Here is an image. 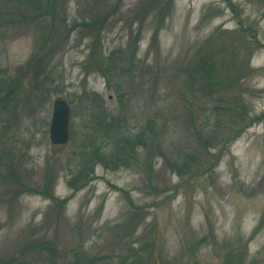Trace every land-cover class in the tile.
I'll use <instances>...</instances> for the list:
<instances>
[{
	"label": "rangeland",
	"instance_id": "374dc122",
	"mask_svg": "<svg viewBox=\"0 0 264 264\" xmlns=\"http://www.w3.org/2000/svg\"><path fill=\"white\" fill-rule=\"evenodd\" d=\"M232 1L235 10L227 0H66L60 11L65 13L66 34L75 22L105 20L95 54L106 58L119 48L135 50L138 68L123 80L129 98L122 109L115 84L108 86L99 69L88 71L98 26H79L50 58L43 77L44 86L58 84V92L46 95L44 88L33 89L27 75L23 96L38 94L34 101L19 105L16 99L14 119L0 106V131L9 130L11 164L18 165L20 177L35 189L10 200V186L0 180V261L19 255L30 236L46 234L62 250L84 246L100 257V264H128L138 256L140 264L147 259L148 264H226L232 252L245 250V264H264V46L252 53L248 43L255 37L264 45V0ZM19 11L10 1L0 0V25L28 13ZM239 21L257 29L256 34L244 31V44L234 41L241 32ZM0 30L4 31L0 79H13L18 69L27 66L37 32L27 20ZM234 42L240 44L235 51L248 67L240 77L239 91L234 94L227 84L213 89V96L199 88L191 92L189 69L194 68L199 48L208 53L211 47L223 45L230 51ZM227 51H221L225 63L217 70L219 79L229 82L239 68ZM194 82L201 84L196 78ZM84 91L99 93L110 116L118 111L130 115L131 130L137 131L151 115L159 116L167 125L166 156L182 162L194 154L202 168L197 170L194 164L179 173L167 167L155 149L150 157L142 150L132 167L114 170L96 165L88 185L73 189L68 184L71 170L77 169L83 139L92 133ZM58 96L72 108L67 144L50 139L53 100ZM213 107V124L221 118L223 128L243 123L244 130L225 146L207 150L196 135L202 117ZM238 111L246 120L237 117ZM46 177L49 192L56 199H68L62 212L51 208L54 199L40 191ZM260 222L261 229L249 241ZM33 250L24 256L30 263L48 258L43 252L33 259ZM240 258L234 260L241 263ZM58 262L64 264L61 257Z\"/></svg>",
	"mask_w": 264,
	"mask_h": 264
},
{
	"label": "trees",
	"instance_id": "16d2710c",
	"mask_svg": "<svg viewBox=\"0 0 264 264\" xmlns=\"http://www.w3.org/2000/svg\"><path fill=\"white\" fill-rule=\"evenodd\" d=\"M2 1H10L12 4H15L17 11H19L20 8H23L28 11V13L25 14L22 12L21 14L24 15H22L19 20H6L2 26L0 25V27H5L7 29L14 26L17 22H24L27 20L28 23L35 26L37 32L34 50L27 66H25L24 69H18L13 79H11L10 76L0 79V88H3L2 92L0 91L1 110L10 114L12 113L11 119H14L13 116L17 112L16 105L13 104L16 99H19V105H21L22 103H29V101H26L27 99H30L32 103L34 101V97L38 96V94L34 93L32 94L33 96H31V93H27L23 96V92L25 91V82L23 79L26 78L27 75H29L28 79L30 80L29 82L32 83L33 89L40 88L43 90L44 88L43 91H47L46 95H48V92L50 95L58 92L59 85L56 84L53 87L44 86L43 77L46 76L47 71L50 69V58L56 55V52L59 50V46L61 48L65 45L67 38L71 34L70 32L79 26L89 28L98 26L95 39L91 42L92 54L89 57L88 71L92 68L99 69L102 75L105 76L108 86L115 84V87L119 92L120 107L122 109L125 107L127 104L126 97H129L128 92L124 90L123 80L127 77V74H130V71L132 72L138 68L139 62L135 50H127L128 52H126L125 49L119 48L112 51L106 58L95 54L99 51L100 37L98 33L100 29H102L105 20H95L81 23L75 22L68 28V32L66 34L67 22L64 16L65 13H60V11L64 8L66 0ZM227 1L232 10H235L233 1ZM151 5L153 4L151 3ZM160 16H162V13ZM137 17L141 18V16ZM239 24L241 32L239 34V38L234 39V41L244 44V31L252 30L256 34L257 29L255 25L245 26L241 23V21H239ZM61 30H64L65 33H62ZM156 36L157 34L155 33L154 39ZM2 37H4V31L0 30V38ZM208 42L212 43V39L210 38ZM235 42V46L232 45L234 47L230 51H227L223 45L218 49L211 47L208 53H203V47L199 48L194 68L189 69L191 81H189L190 83L187 82V84L192 86V88H190L191 92H194L197 88H199L213 96L215 93L213 89L227 86V84L234 89V94L236 91H239V87L241 86V83H239L241 81L240 77L247 72L248 67L244 59L243 62H241L240 54H238L239 52L235 51V47H237L238 50V46H240V44H236ZM248 43L251 44L252 53L264 46L255 37H252L251 41ZM223 50L230 52V61L235 63L239 68L238 76L231 79L229 82L228 80L219 79L217 70L218 68L220 70V67L223 66L222 64L225 63V61H221L220 57V53ZM102 59L105 60L102 61ZM217 60L220 63L219 67L217 65ZM197 74H199V76H197ZM195 78L197 80H201V84L199 86H196V83L194 82ZM117 79L121 80V83ZM41 94L42 91L39 92V95ZM82 97L83 100L86 101V106L88 107L87 110L89 111L88 114L91 116L90 129H92V133L91 136L87 135L88 137L83 139L81 143L83 148L79 151L75 161L77 169L71 170V177L68 179V184L73 189L80 190L88 185V182L93 179L96 165H102L105 168L114 170L124 167H132L133 164L140 161L139 158L142 150L148 151V157H150L155 149L159 157L165 159V165L167 167L174 168L179 173H182V171L186 168H191L194 164L197 166V170L202 168L200 157H197L194 154H189L187 159L182 162H179L176 158V160H174L166 156L164 150V141L166 140V136L164 135V132L167 125L164 121L160 120L159 116L151 115L140 125L138 129H135L137 131H134L133 129L131 130V128H127L131 122L130 115L124 111H118L110 116L105 108L104 99L99 93L95 91H84ZM236 100H238V97H236ZM238 101H241V99ZM214 107L211 114L206 113L202 117L203 122L201 127L198 128V133L196 135L198 141L201 145L204 144V149L207 150H210V148H214L215 146H219L220 144L225 146L229 142L235 140L244 130V127H240L243 123L240 124V126L237 124L238 127H235L233 123L232 126L227 125L223 128V120L221 118L215 119V123L213 124L211 120L212 115L215 113ZM239 116H242L241 120H246V117L241 111L237 112V117ZM2 131L3 132L0 131V171L3 172H0V180L2 179L6 185L10 186L8 198L13 200L23 192L27 190H30L31 192L35 189L31 183H26L23 178L20 177L17 170L18 165L15 164L13 166L11 164L12 157L9 150V140L6 138L7 131L9 130L6 128L2 129ZM48 179L50 178L46 177L43 189L40 191L54 199V203L51 208H58V211L60 210V212H62L68 199H56L53 194L49 192L51 190V185L50 180ZM261 227L262 222L258 223L254 228L248 238L249 241L258 234ZM29 238L30 241L28 242V246H25L23 249L20 248L19 255H12L8 259H2L0 264H32L30 261L26 260L24 256L27 251L33 248V259H35L37 254L39 255L44 252V255H42L43 257L48 254V258L46 260H42L34 264H58L59 257L63 259L64 264H100V262L98 263L100 257L91 254L84 248V246L78 245L71 247L70 250H62L58 248L56 241H53L49 235H35L30 236ZM237 256L239 258L241 256V263H237L234 260V257L237 258ZM246 257V250L242 254H237L236 251H234L228 259L226 257V264H245L244 258ZM125 258L127 259L128 257ZM123 261L128 262L126 260ZM129 262L128 264H140L139 256L135 260L130 263ZM143 264H148V259ZM251 264H257V262L253 261Z\"/></svg>",
	"mask_w": 264,
	"mask_h": 264
},
{
	"label": "water",
	"instance_id": "95a60500",
	"mask_svg": "<svg viewBox=\"0 0 264 264\" xmlns=\"http://www.w3.org/2000/svg\"><path fill=\"white\" fill-rule=\"evenodd\" d=\"M71 106L65 97L53 100L50 122V139L54 144H66L70 140Z\"/></svg>",
	"mask_w": 264,
	"mask_h": 264
}]
</instances>
